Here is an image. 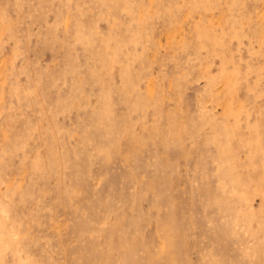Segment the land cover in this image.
<instances>
[{"label":"rangeland","instance_id":"rangeland-1","mask_svg":"<svg viewBox=\"0 0 264 264\" xmlns=\"http://www.w3.org/2000/svg\"><path fill=\"white\" fill-rule=\"evenodd\" d=\"M0 264H264V0H0Z\"/></svg>","mask_w":264,"mask_h":264}]
</instances>
